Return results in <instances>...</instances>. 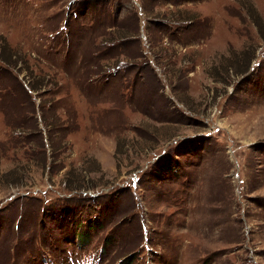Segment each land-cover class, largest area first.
<instances>
[{"label": "rangeland", "instance_id": "obj_1", "mask_svg": "<svg viewBox=\"0 0 264 264\" xmlns=\"http://www.w3.org/2000/svg\"><path fill=\"white\" fill-rule=\"evenodd\" d=\"M0 264H264V0H0Z\"/></svg>", "mask_w": 264, "mask_h": 264}, {"label": "trees", "instance_id": "obj_2", "mask_svg": "<svg viewBox=\"0 0 264 264\" xmlns=\"http://www.w3.org/2000/svg\"><path fill=\"white\" fill-rule=\"evenodd\" d=\"M31 89H32V90H33V89H37V86H33V87H31ZM33 91H34V90H33ZM168 167L171 168V167H170V161L167 162V163H163L162 166H161L160 168H163V169L165 168V169H167ZM65 182H66V184H67L66 186H67L68 188L73 187L72 184H71V182H70V180H69V178H68V179L66 178V179H65ZM114 206H116V205H114ZM93 223H94V222H92L91 220H88V225H89V226L92 227V224H93Z\"/></svg>", "mask_w": 264, "mask_h": 264}]
</instances>
